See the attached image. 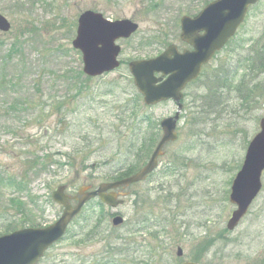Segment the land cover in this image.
<instances>
[{
    "label": "rangeland",
    "instance_id": "374dc122",
    "mask_svg": "<svg viewBox=\"0 0 264 264\" xmlns=\"http://www.w3.org/2000/svg\"><path fill=\"white\" fill-rule=\"evenodd\" d=\"M214 1L0 0V15L11 24L0 33V235L11 222L53 224L62 213L51 200L58 186L74 198L79 189L113 183L139 165L133 151L149 134L160 138V121L176 107L137 104L127 64L153 59L170 44L188 49L179 40L181 19ZM85 11L138 25L130 38L117 41L120 67L95 78L82 73V56L71 45ZM12 43L17 53L7 57ZM249 63L257 68L254 83L264 85V0L206 66L198 88L187 91L186 107L195 101L199 109L180 114L178 139L164 147L158 169L145 182L114 190L123 201L116 209L97 199L88 203L41 264H264V174L247 215L234 230L226 228L234 210L231 183L264 117V91L255 90L247 103L236 98ZM231 74V88L209 86L214 75L219 82ZM32 103L41 109L31 111ZM28 154L40 162L48 157L46 167L25 171ZM26 172L27 192L20 196L12 179ZM15 195L24 209L10 205ZM114 214L123 224L112 225Z\"/></svg>",
    "mask_w": 264,
    "mask_h": 264
},
{
    "label": "water",
    "instance_id": "95a60500",
    "mask_svg": "<svg viewBox=\"0 0 264 264\" xmlns=\"http://www.w3.org/2000/svg\"><path fill=\"white\" fill-rule=\"evenodd\" d=\"M257 1H215L196 17L181 19L180 39L192 47V52L178 55L176 48L169 46L163 54L153 60L131 62L129 71L136 88L143 96L144 103L155 105L167 100L179 103L180 91L186 83L196 78L201 67L234 35L248 7ZM137 28L136 24L128 20L110 22L99 13L92 11L82 13L77 21L72 47L82 55L83 73L95 77L117 68L119 63L116 59L120 48L115 45V41L128 39ZM9 30L10 24L0 15V31L6 33ZM159 73L162 77H168L157 85L162 78L156 79L154 74ZM178 115L176 113L173 118L164 119L160 123L162 137L149 161L139 172L114 183L101 184L95 191L86 192L82 189L78 194L80 199L74 207L65 194V187H58L51 198L63 208L60 218L43 229H22L1 236L0 264H35L48 247L62 238L82 206L95 197L112 208L121 205L122 201H118L113 194L107 192L142 182L157 168V159L162 155L163 147L177 139L175 128ZM259 128V132L248 146L242 168L232 183L229 201L236 209L227 223L228 230H233L237 226L261 188L260 177L264 170V118L260 121ZM121 223V217H116L112 221L113 226ZM177 255L179 257L182 255L180 249Z\"/></svg>",
    "mask_w": 264,
    "mask_h": 264
},
{
    "label": "trees",
    "instance_id": "16d2710c",
    "mask_svg": "<svg viewBox=\"0 0 264 264\" xmlns=\"http://www.w3.org/2000/svg\"><path fill=\"white\" fill-rule=\"evenodd\" d=\"M156 5H157V3L153 4L152 6L155 8ZM152 10H153V8H152ZM23 35H24V32L21 30L19 32V34L17 35V38L20 36H23ZM2 45H3V43L0 42V49H1ZM15 53H17V43H12V45H10L9 51L7 52V57H9L10 55H13ZM261 59H262V57H261ZM237 64H238V61H237ZM249 64H250L249 69L247 71H244L241 73V77H240L241 79L238 81L237 86L235 87V89L237 91L236 98L239 99V97H240V100L242 103H247L249 100H251L252 99L251 95L253 94V92L255 90L256 91L257 90L258 91H260V90L264 91V85H261L260 82H259V84L254 83V81L257 78L256 77L257 68L254 67V65L252 63H249ZM223 66H225V65H221L222 68H223ZM214 76H217V75H214ZM85 80H86V78H85ZM233 81H234L233 74H231V76L224 75L222 83H221L222 86L219 89H224L225 87L227 89L231 88V84L233 83ZM83 88H85V86H83V85L80 86L79 88H77L79 90V94ZM216 92H218V90H216ZM137 99H138V101H136V103L138 104V102H140L139 96H137ZM29 106H32V107L27 106L28 108H30L31 111H34L36 108L41 109L40 105L37 106V105H34L33 103ZM131 117H132V121L135 122V119H134L135 118V111H133ZM146 122L148 124H150V121H147V120L141 121L140 123H146ZM150 130H152V128H150ZM153 134H155V132ZM151 135L152 134H149L148 137L144 138L143 144L137 150L133 151V153L135 152V154H138L137 156H138V158H140L138 160L139 165L136 166L135 163L132 164L129 167L130 169L128 168L125 172L114 177L111 182H115V181H119L121 179L127 178V177L135 174L137 171H139L141 169V167H143L145 165V163L148 161L153 149L155 148V146L158 142V140L156 141L157 136L155 137V136H151ZM28 157L30 159L24 163V165L26 167L25 171H27L29 169L31 171L33 170V171L40 172L42 169H44L46 167V164L48 163L46 160V158H48V157H45V156H44L45 159L42 160V162H40V160L38 158L30 157L29 154H28ZM26 174H27V172L22 173V175H21L22 179H20V180H17V177H16V179H12L13 180L12 186L14 188V191L16 192V194L21 193L20 196L27 192V184H25L23 182V179L25 178ZM20 196L15 195L11 199L10 205L15 206L19 209H21V208L24 209L26 205L24 202L20 201V199H21ZM17 208H14L15 214H17V213L22 214V212H20ZM12 224H13V222L5 225L3 234L10 233L11 231H14L15 229L24 228V226H26V227H39V226H37V224H35V221H33V220L23 221L19 224H14V225H12Z\"/></svg>",
    "mask_w": 264,
    "mask_h": 264
},
{
    "label": "flooded vegetation",
    "instance_id": "af4514ba",
    "mask_svg": "<svg viewBox=\"0 0 264 264\" xmlns=\"http://www.w3.org/2000/svg\"><path fill=\"white\" fill-rule=\"evenodd\" d=\"M196 85V84H195ZM194 85V86H195ZM191 86H190V84L189 83H187L186 84V86L184 87V91L182 92V100H181V102H180V105H181V107H182V111H185V108H187V107H191L192 108V111H197L198 109H197V105H196V103L195 102H192V103H190V104H188L187 105V107H185V104H184V99H185V97H187V95H186V92L188 91V89L190 88Z\"/></svg>",
    "mask_w": 264,
    "mask_h": 264
}]
</instances>
